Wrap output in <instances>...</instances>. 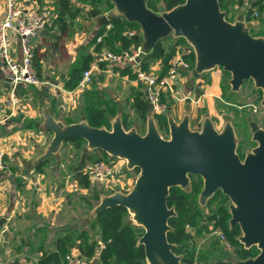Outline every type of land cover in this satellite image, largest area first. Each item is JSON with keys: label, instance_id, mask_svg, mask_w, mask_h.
Returning a JSON list of instances; mask_svg holds the SVG:
<instances>
[{"label": "water", "instance_id": "95a60500", "mask_svg": "<svg viewBox=\"0 0 264 264\" xmlns=\"http://www.w3.org/2000/svg\"><path fill=\"white\" fill-rule=\"evenodd\" d=\"M113 14H122L137 22L142 29L140 60L163 37L171 34L183 37L194 51V74L220 66L230 73L231 91H238L245 79L262 89L260 103L264 124V36L253 35L241 10L231 21L221 9L219 0H184L171 8L163 3L153 10L146 0H111ZM94 15L96 11L92 12ZM106 15L101 21H107ZM41 131L52 136L36 161L57 153L70 138H83L88 149H102L109 155L125 160L128 169L138 168L129 190L115 188L100 194L90 215L95 216L113 205L126 207L134 223L143 227L137 244L142 245L148 264H180L183 257L174 251L167 232L172 229L169 218L176 215L174 206L167 204L172 186L190 189V174L203 178L198 194L205 204L216 190L226 194L230 203L229 224H238V240L244 247L255 245L254 256H233L235 264H264V126L248 117L252 139L256 144L241 158L236 151L234 126L227 119L220 129L206 112L199 129L190 127V113L177 120L167 113L169 137L160 133L152 113L147 115L146 129H125L121 113L111 120V128L95 126L85 118L65 122L55 117L45 98L41 99ZM3 218L0 219V231ZM93 264H99L95 262Z\"/></svg>", "mask_w": 264, "mask_h": 264}, {"label": "crops", "instance_id": "0c3cea01", "mask_svg": "<svg viewBox=\"0 0 264 264\" xmlns=\"http://www.w3.org/2000/svg\"><path fill=\"white\" fill-rule=\"evenodd\" d=\"M52 1L53 0H20L24 7L38 5L41 8L44 5L51 8L53 4ZM74 1L77 5L81 6V8L78 14L71 20L77 18L82 12H89L86 18L83 16L79 18L80 23H82V31L79 32L81 37H87L89 42L98 31L101 24L106 23V27H110L111 23L108 22L109 17L107 15V21L100 22L101 16L105 14H99L97 10L87 8L88 3ZM4 10L5 0H0V18L4 15ZM94 11H96L95 15L92 13ZM89 17L91 29L83 31L85 23H88L85 21ZM91 22H93L94 25H92ZM58 27L59 24H55L48 29V32L45 30L40 42L36 45L34 43L40 35L33 39V45H35L33 46L34 50L35 47L38 46V51L44 52V55L40 58V72L37 70L38 76L42 79V82L36 86H38L41 93H43L39 96V105L41 104V99L45 98L51 113L55 117H60L63 121L67 122L65 118L68 111L75 107H79L80 104L83 105L84 101L83 96H80L77 102L74 100L75 94L79 89L77 86L73 89H69L65 85V76L72 59L66 58L64 68H61V63L58 62L57 58L48 60V53H51V50H53L55 55L57 53L62 55L63 53L65 56V52L59 44L58 48H53L51 46L55 33L59 32ZM126 30H124L123 33H126ZM93 32L95 34L92 35ZM106 32L105 30L98 36L102 37L106 35ZM135 37L140 38V36ZM174 38L176 37L170 35L171 41H169V43L174 41ZM107 41L106 39L104 40L105 46L103 47H110ZM12 42L15 52L17 55H20V38L17 34L12 35ZM109 42L112 44L111 46H113V44L120 45L122 41L120 39L115 40L110 38ZM93 44L94 42L87 43L88 51H84L83 49L84 53L90 52L93 55L91 62L96 58L97 54V51L93 48ZM79 45L81 47V44ZM158 60L161 63L159 64L156 61V67H163V62L160 59ZM104 62L105 65L108 64L106 61ZM109 72L111 73V70L105 68L104 65L101 66L99 61L98 69L93 70L90 75L92 79L85 84V86H88V88L85 89L90 92L91 96L96 99V102L101 107L111 105V98H106L107 92L105 89L110 90L113 82L103 81L104 78L106 79L110 76ZM112 73L121 78H129L133 84L134 81L138 82L135 77L131 78L127 74L121 75L118 71H112ZM54 76L59 78L57 79ZM138 85L140 86L141 84L138 82ZM138 85L137 87L132 85L130 88L129 97L133 99L132 101H134L133 94L135 91H142L144 94L142 85V89L139 88ZM106 86H108V88H106ZM23 87L29 88L26 91ZM32 87V84H20L17 87V95L21 99V104L14 106L9 100L7 83L0 73V143H2L4 147L2 149L5 151L6 158V166L4 170L0 172V219L3 218L4 220L2 228L6 232L3 234L0 231V264H35L43 251L57 250V242L60 237L70 231L76 232L84 229L82 213L78 215L73 209L78 206L77 196H83L84 191L88 188L79 184L77 179L73 176V171L70 168L71 166H67L68 170L60 169L57 176H53V173L55 175L56 172L52 170L50 165H46L47 162L40 168H36V164L40 162L36 161V158L43 152L45 145L50 139L46 141V131H41L39 129L42 118L36 120L38 115L42 116L41 106H39V111L35 109L32 110V107L29 108L30 101L26 102V100H29L31 97ZM177 87H181L185 95H187L185 99H191L190 94L194 90V85L188 87L187 81L184 80L182 83L181 81L178 82ZM199 88L201 89V87L198 86V89ZM20 89H23L24 92L18 93ZM58 90H61L62 93L59 94ZM202 96L204 95H199L197 97L198 100H200ZM112 97L114 98L115 94H112ZM62 98L64 100L67 98V106L64 100H62L64 102L60 101ZM188 102L190 103V101ZM180 104L178 106H171V110L169 111L177 120L183 116L179 112ZM186 111L190 113L189 110H185V112ZM191 115L193 116V114L190 113V118ZM80 116L81 118L79 120L85 118L83 113ZM202 119L203 117L195 121L192 119L194 122H191L195 127H199ZM111 120L112 118L110 119L109 117V124H111ZM36 121L38 123L37 127L35 126ZM145 129L146 121L144 123L141 122V126L137 130L144 132ZM65 176L70 177L69 182L66 180ZM76 248L78 247L73 246L71 250L77 251ZM192 264H194V262Z\"/></svg>", "mask_w": 264, "mask_h": 264}, {"label": "trees", "instance_id": "16d2710c", "mask_svg": "<svg viewBox=\"0 0 264 264\" xmlns=\"http://www.w3.org/2000/svg\"><path fill=\"white\" fill-rule=\"evenodd\" d=\"M80 3H90L94 2V6H98L99 3L109 4L111 7V0H76ZM184 0H146V4L153 10L158 9V4L163 3L166 8H171L174 5L183 2ZM247 1L249 4L245 6L244 3ZM51 12L55 14L51 17V24L46 26V29H49L55 24H59L58 31L54 35V39L51 42L53 48H58V40L61 39L67 33L68 23L74 18L80 11L81 6L77 5L74 0H53L52 1ZM221 9H226L230 4L241 8L246 13V19H250L252 7H256L259 11L258 17H261L260 13L264 9V0H219ZM257 17V19H258ZM262 18V17H261ZM264 20V19H263ZM111 23L110 27H105L106 23L101 25L94 35V38L90 40L91 43L94 42V50L100 51L104 45V40H108L106 46L109 49L118 51L122 48L128 47L132 44L136 45L140 42V38L133 36L128 37L124 30L129 28L139 27L140 25L135 21H130L125 18L122 14H113L111 13L109 20ZM106 28V29H105ZM45 29V30H46ZM103 30V31H102ZM107 31V34L102 36L101 41H96L98 35ZM250 32L251 29H250ZM253 34V33H252ZM56 37V39H55ZM120 39L122 42L120 45H114L109 42V39ZM174 41L169 44L162 43L160 39L154 47L139 60L140 68L147 69L149 64L155 59H160L163 62V65L166 67L168 64L169 58L175 51L177 44H180V41H185L183 37H176ZM106 44V42H105ZM168 45V46H167ZM38 46L35 47L33 55V65L40 72L41 62L40 58L44 55V52H39ZM187 59L190 62L191 68H194V53L190 52L186 55ZM93 58V55L88 52L80 54L76 59L72 60L71 64L68 67V72L65 76V85L69 89H73L78 85L79 80L82 77L83 71L87 69L90 65V62ZM101 66L105 65L104 61H100ZM163 66V67H164ZM113 71L118 70L121 75L127 74L129 77L134 78L135 73L133 72L130 65H112ZM220 67V66H219ZM224 72L229 73L228 71L223 70ZM40 75V74H39ZM223 87V86H222ZM24 92L23 89H20L18 93ZM87 94V90H85ZM133 108L137 113L138 117L145 121L146 116L151 112L148 103L145 99L142 91L133 94ZM83 114L87 121L95 126H102L109 123V113H115V107L112 104L106 107H101L93 96L87 97L85 94L83 96ZM157 120L158 126L160 129L167 123V117L165 114H153ZM81 116L77 119L67 118V122L78 121ZM123 126L126 128V121L122 120ZM67 141H71L74 146L80 147L85 140L83 138H70ZM109 155L106 151L96 148L92 152L85 150L80 155L78 162H75L71 165L73 171V176L77 179L81 186H84L91 191V195L94 199L99 198V192L97 191L95 185L91 184L89 175L87 172L83 171V166L89 161L93 162L100 159L108 160ZM46 158L43 161H40L36 164V168H40L43 164L47 162ZM197 175V174H191ZM198 186H192L190 190H185L179 186H172L169 189V194L167 195V204L169 206H174L176 210V215H173L169 218V224L172 226V229L167 232V237L169 241L175 242L174 247L175 252H181V248H185L186 251L183 253L180 264H192L195 259L202 263L201 259L203 258L204 264H235L231 261V256H237L239 258H245L249 256H254L257 254L258 249L255 245L250 247H244L243 244L238 240V234L240 233V228L238 224L230 226L228 223V218L230 213L228 209H225L224 204L219 203L214 208H210L211 211L207 216L201 214V208L198 205L196 200V194L199 189ZM218 189L217 191H219ZM216 191V192H217ZM216 192L212 195L216 194ZM224 198H228L220 190ZM210 197L206 206H211ZM128 211L123 205H113L103 209L99 212L94 218L91 219V226H96V228L102 233V244L99 248V253L96 259V262L99 264H148L145 260V254L143 246L137 244V239L141 234H137L136 229L137 225L132 223L127 218ZM200 214V215H199ZM201 217V218H200ZM200 221V223H198ZM209 221L213 222L214 229H208ZM186 225H189L190 228H186ZM228 228V229H227ZM216 229L221 230L226 240L232 246V249H227L221 236L217 234L218 239H215V243L218 245L222 244L225 251L222 253V257H218L215 260L210 259V256L214 253L212 239H209L212 243L210 247L203 246L202 249L198 250L195 243V237L203 235L205 231L211 230L214 232ZM229 231L231 234L227 233ZM210 231V232H211ZM85 234V231L82 229L76 232L70 231L67 234L63 235L58 239L57 250H47L43 251L35 264H64V256L73 246H77L81 251H84L87 256H91L95 248L99 246V242L93 239L90 243L87 240H82L80 242V237ZM78 239V240H77ZM211 254V255H210Z\"/></svg>", "mask_w": 264, "mask_h": 264}, {"label": "rangeland", "instance_id": "374dc122", "mask_svg": "<svg viewBox=\"0 0 264 264\" xmlns=\"http://www.w3.org/2000/svg\"><path fill=\"white\" fill-rule=\"evenodd\" d=\"M93 3L92 2H90V4L88 3L89 7L87 6V8H93V9L97 10L99 14H105L108 17H110V15L112 13V8L114 7L113 2L111 4V7L108 6L109 4L107 5L105 3H99L98 6H94ZM223 10L226 11V18L232 21L236 15V13L243 10V9L238 8V7L230 4L226 9H223ZM87 13L89 14L88 11L82 12L81 15H79L77 18H75L74 20H70L68 23V29H67L66 35L58 40V44L61 46L62 50L65 52V56L63 53H62V55H60L59 53H57L55 55L53 53V50L50 49L51 53L50 52L48 53V60H53V59L57 58L58 62L61 63V68H64L65 63H66L65 62L66 58H70V59L74 60V59H76V57L78 55L82 54L81 52H83V49H84V51H88L87 43L88 44L90 43V41L88 42L89 39L87 40V37H81L79 35V32L82 31V23H80L79 18L81 16L86 18ZM260 15L262 18L258 17V19H256V20H252L250 18V19H246V20H247V24L249 25V27L252 31L251 34L253 33V35H263L264 36V20H263L264 19V10H263V12L261 11ZM89 19H90V17L88 19H86L85 22H88V23H85V25H84L85 28L83 31H88L91 29ZM50 22H51V20H50ZM91 23H92V25H94L93 22H91ZM101 25H103V24H101ZM46 30H47V32L49 31L48 29H46ZM93 34H95V33L93 32L92 35ZM106 34H107V32H106ZM42 35H43V32L40 34V36L38 37V39L34 43L35 45L40 42ZM170 35L171 34H169V36L167 35V36L163 37L162 43H164V44L169 43V41H171ZM93 38H94V36H93ZM185 41H180V44H185ZM79 44H81V47ZM35 45H33V46H35ZM93 47H94V45H93ZM156 61L159 64L161 63L158 59L153 60V62H151L148 66V68L150 70L156 69V63H157ZM104 67L108 68V70H111V73L109 72L110 76L106 79L104 78L103 81L104 82H113V85H112L110 90L105 89L107 92L106 98L107 99L111 98V101L113 100V102H114L113 106L115 107V113L114 114L112 112H110V109H108L110 119L113 118L117 113H121L122 120L124 118V120L127 123V126L125 129H128V128L133 127V126L136 127L137 129L140 128L141 122L144 123L146 121V119H145V121H143L141 118H139L137 116V113L134 111L133 106H132V104H133L132 100L133 99L129 97L130 88L132 87V85H134V87H137L138 82L134 81V84H133V82H131V80H129V78L126 79V78H121L118 75H114L112 73L113 68L111 67L110 64H106V65H104ZM159 67H161V66H159ZM116 71H118V70H116ZM43 74H44V72H43ZM57 76H54V77L58 79L59 77H57ZM229 78H230V73L224 72L223 69L219 66H216L215 68L207 70V71H203L201 74H194L193 68H190L187 72L183 73L181 76L178 77V81L179 82L181 81V83H182L184 80H186L188 87H191L192 85H194V90L190 94L191 99L190 100L185 99L186 98L185 93L182 90V88L176 87L175 88L176 96L173 97V99L170 101V105L171 106H178L182 102L179 106V112L181 115H183L185 110H189L190 113L193 114V116L191 115V121H193V120L195 121L199 118H202L205 115V112H208L214 118V120L216 121V125L218 127H220L223 124V122L226 121L227 119L231 120V122L235 125V129H236L235 131H236V137H237V152L240 155V157H244L245 153L247 151H249L256 144V141L251 138V132L249 131V128L247 125V119L245 118V114L249 109H253V107L256 106L257 110L254 111L255 112L254 118L257 121L263 123V115L261 112L262 105L260 103V100L262 97V89L255 87L252 79L247 78L241 84L238 91L232 92L230 90V84L228 82ZM91 79H92V77L90 76L86 82L90 81ZM86 82H85V84H86ZM197 83H200V84H197ZM85 84L83 87H81L77 90V93L75 94V97H74V100L76 102H77L78 98L80 96H84V94L87 97L91 96V94H89V93L87 94V92H85V90H86L85 88H88V86H85ZM36 85H39V84H36ZM36 85H32L33 86L32 87V94H30L31 97L29 98V100H26V102L30 101L29 108L32 107L31 108L32 110L35 109L36 111H39V106H40L39 105V96L43 93H41V90ZM181 86H182V84H181ZM198 86L201 87V89L200 88L198 89ZM138 87L142 89L141 85L140 86L138 85ZM23 88H25V87H23ZM28 88L29 87H26L24 90L27 91ZM106 88H108V86H106ZM58 93L61 94L62 91L58 90ZM112 94H115L114 98L112 97ZM201 94H203L204 96H202V98H200V100H198L197 97ZM49 95H50V93H49ZM195 99H196V101H195ZM62 100H64L63 98L60 101L61 102L65 101V105L67 106V98L64 101H62ZM24 101H25V99H24ZM188 101H190V103ZM111 104H112V102H111ZM235 104L236 105L241 104L242 108L239 109L238 107H236ZM81 106L82 105L80 104L79 107H75V108L69 110L65 119L67 120L68 117L71 119L79 118L80 115L83 113V108ZM26 107H28V106H26ZM75 112H77V113H75ZM239 112H241V115H239ZM165 115L167 117V113ZM177 117H179V116H177ZM41 118H42V116L38 115L36 120H39ZM155 121H156V124L158 126L156 118H155ZM37 125H38V123L36 121L35 126L37 127ZM192 126H193V123H192ZM106 127L111 128V124H109V123L106 124ZM158 129H159V126H158ZM159 131H160V133H162V135H166L165 128H163L162 130L159 129ZM45 134H46L45 140L47 141L48 139H50V136H52V132L46 131ZM0 148H4L2 143H0ZM85 150L92 152L94 149H88L87 145H86V141L83 142V144L80 147H76V146H74V144L71 141L65 140L62 143L59 151L57 153L51 154L48 157L46 165H50L52 170L56 172L55 175L53 173V176H57L60 169L66 170L68 165L71 166L75 162H78L80 155ZM104 160H106V159H104ZM111 160H118L120 162V166L118 169V172L120 174H117L116 179L119 180L122 178V179L127 181L126 185L131 186L132 181H134L135 176L138 172V168L128 169L126 167L125 163H123L121 159H119L118 157H115V156L109 157V161H111ZM90 162L88 161L87 163H90ZM87 163L85 164V166L87 165ZM82 169L85 172L84 166ZM65 177H66V180L69 182L70 177H67V176H65ZM89 178H90L91 184L95 185L94 187H96L97 191L99 192V197H100V194H102V193H110L113 191V189L111 187L107 188L106 185L103 182H101V180H96L92 176H90ZM117 180H116V182L113 183L114 188L121 186L120 185L121 182L117 181ZM189 183H190V188L192 186L194 187L195 185L200 186L198 191H197V194H196V200L198 202V205L201 208V214L207 216L208 213L211 211L210 208L215 209V207L219 203L224 204L225 209L229 210L228 205L230 203V199L224 198L222 196L220 190L216 192L214 197L211 196L212 197L210 199L211 206H206L205 205L206 203L203 205L199 203L198 194H199V191L203 185V178L201 176L190 175ZM176 186H178V185H176ZM180 188H182V187H180ZM91 194L92 193H91L90 189H86L84 191L83 196H81V197L77 196L78 206L75 209H73V211L78 215H79V213L80 214L82 213V219H83V225H84L83 230L85 231V234H83L80 237V242L84 239V240H87L88 243H90L93 239H95V240H97V242L100 243L99 246H97V248H95V251L91 256H87L84 251H81L79 248H76L77 251H75V252H78L82 256V264H93V263H95L97 256H98V253H99V248L101 247V244H102V236H101L102 233L96 228V226H93V227L91 226V219L94 218L96 215L95 216L90 215L92 208L98 202L99 198L94 199ZM127 218L132 223H134L129 212L127 214ZM229 218H228V223H229ZM198 223H200V221ZM134 224H136V223H134ZM136 225L138 226L136 229L137 234H142L143 227L141 225H138V224H136ZM186 228H190L189 225H186ZM208 229H214L212 221H209ZM216 230H218V229H216ZM216 230L214 232H212L211 230H209V231L206 230L205 231L206 233H203V235L195 237L194 247L196 244L197 255L199 253L198 250L202 249L203 246H207L208 244L210 247L212 246V243L209 240V239H212L213 248H214L213 252L214 253L212 255L210 254L211 255L210 259L215 260L218 257H222L221 254L224 253L225 249L222 246V244L218 245L217 243H215V239H218V236H217L218 233L216 232ZM226 232L231 234L228 230ZM175 245H176V243H175ZM226 248L228 249V247H226ZM69 251H71V249ZM185 251H186L185 248H181V252L179 251L176 253L183 255V253ZM232 257L233 256H231V258ZM235 257H237V256H235ZM201 260H202L201 261L202 264H204L205 263L204 259L202 258ZM198 263H200V261L195 259L194 264H198Z\"/></svg>", "mask_w": 264, "mask_h": 264}, {"label": "built area", "instance_id": "2783aa9c", "mask_svg": "<svg viewBox=\"0 0 264 264\" xmlns=\"http://www.w3.org/2000/svg\"><path fill=\"white\" fill-rule=\"evenodd\" d=\"M248 4L245 1L244 8ZM51 8L46 5L42 8L40 6L24 7L19 0H5L4 15L0 18V73L7 83L9 100L14 106L21 104V99L17 95V87L20 84L36 85L42 82L32 62L34 55L33 39L44 32L46 26L51 23V17L55 15L51 12ZM258 14V9L252 7L251 19L256 20ZM13 34H17L20 38V55H17L13 47ZM125 34L128 37L140 36V42L118 51L102 47L100 51H97L96 58L90 66L83 71L77 87L84 86L93 70L98 69L99 61H106L111 66L130 65L135 73V79L143 87L145 99L151 113L165 114L170 111V101L176 96L175 88L179 82L178 77L191 68L186 55L190 52L194 53L193 48L186 41L185 44H177L166 67H156L152 70L149 68L143 69L140 68L139 61L136 60L142 49L141 27L127 29ZM101 38V36H98L97 41ZM256 108L254 106L253 110ZM119 159L125 163L124 159ZM5 166V151L0 148V172L4 170ZM119 166L120 162L118 160L100 159L87 163L84 169L89 177L92 176L96 180H101L107 188L111 187L114 190L113 183L117 180V174H120L118 172ZM117 181L121 182V186L116 188L122 191L126 192L131 187L126 185L127 181L122 178ZM216 232L221 236L226 247L229 250L232 249L221 230L218 229ZM64 264H82L81 254L73 250L67 252L64 256Z\"/></svg>", "mask_w": 264, "mask_h": 264}, {"label": "flooded vegetation", "instance_id": "af4514ba", "mask_svg": "<svg viewBox=\"0 0 264 264\" xmlns=\"http://www.w3.org/2000/svg\"><path fill=\"white\" fill-rule=\"evenodd\" d=\"M233 92V91H232ZM228 104V103H227ZM230 104V103H229ZM236 105V104H235ZM236 107H238L239 109H241L242 108V105L241 104H238V105H236ZM170 110H171V108H170ZM257 110V108L255 109V110H253V109H249L247 112H246V114H245V118L247 119V125H248V128H249V131H250V127H249V124H248V121H249V119H248V117L249 116H251V118H253V119H255L254 118V111H256ZM169 112V111H168ZM167 113V112H166ZM165 113V114H166ZM206 113V112H205ZM208 113V112H207ZM209 114V113H208ZM210 115V114H209ZM239 115H241V112H239ZM211 116V115H210ZM211 118L214 120V118L211 116ZM256 120V119H255ZM231 121V120H230ZM257 121V120H256ZM225 122V121H224ZM224 122H223V124H224ZM258 123H259V125L260 126H264V124L262 123V122H259V121H257ZM214 123H215V127L216 128H218V129H220L221 127H222V125L220 126V127H218L217 125H216V121L214 120ZM232 123V122H231ZM233 124V123H232ZM233 126H234V130H236L235 129V125L233 124ZM190 127L192 128V129H199L200 127H201V125L199 126V127H195L194 125L192 126V122H191V118H190ZM163 128H165V131H166V135H162V136H164V137H169V127H168V123H166L164 126H163ZM162 128V129H163ZM160 129V128H159ZM161 129V130H162ZM251 132V131H250ZM162 134V133H161ZM235 134H236V131H235ZM251 138H252V133H251ZM236 151H237V146H236ZM238 153V152H237ZM240 156V155H239ZM241 158H243V157H241ZM191 175V174H190ZM190 175H189V177H190ZM200 176V175H199ZM221 190V189H220ZM217 191V190H216ZM215 191V192H216ZM229 198V197H228ZM209 199V198H208ZM207 199V200H208ZM207 202V201H206ZM235 225V224H234ZM240 228V227H239ZM246 258V257H245Z\"/></svg>", "mask_w": 264, "mask_h": 264}]
</instances>
